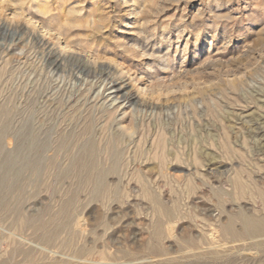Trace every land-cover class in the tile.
I'll list each match as a JSON object with an SVG mask.
<instances>
[{"label": "rangeland", "instance_id": "obj_1", "mask_svg": "<svg viewBox=\"0 0 264 264\" xmlns=\"http://www.w3.org/2000/svg\"><path fill=\"white\" fill-rule=\"evenodd\" d=\"M31 116L93 141L80 174L105 188L92 201L80 190L86 247L99 238L97 252L139 259L125 264H192L208 223L264 221V0H0V122ZM47 156L68 164L63 150ZM31 202L47 218L58 197ZM40 246L57 253L28 247L41 264H75ZM243 256L264 264V250Z\"/></svg>", "mask_w": 264, "mask_h": 264}, {"label": "bare ground", "instance_id": "obj_2", "mask_svg": "<svg viewBox=\"0 0 264 264\" xmlns=\"http://www.w3.org/2000/svg\"><path fill=\"white\" fill-rule=\"evenodd\" d=\"M52 64L56 67L59 65ZM109 89L112 92L106 99L113 103L118 101L123 85L112 83ZM118 107L113 106L112 109ZM65 127L68 130L59 131L58 125L47 124L32 116L18 125H12L9 120L0 122V248L3 244L9 248V254L3 258L0 256V264H41L40 260L33 258V252L28 247L51 254V257L57 254L40 244H56L60 249L71 250L72 256L59 254V258L74 261L75 264L137 263L139 259L125 251L119 255L104 253L108 249L107 245H101L103 251L97 252L96 241L99 238L86 247L85 224L80 218L81 214L77 212L76 203L83 187L87 188L88 201L98 198L105 188V179L102 174L81 177L80 170L92 166L93 141L87 138L77 143L74 126L69 124ZM7 136H11L13 140V147L9 151L2 145L3 138ZM51 150L69 153L68 164L61 166L52 156H47ZM50 170L55 172L50 173ZM42 193L49 201L58 197L55 213L47 218L50 214L48 205L43 206L37 214H30L25 210V206L30 205ZM231 216L232 214H228L223 225L218 220L213 224L208 223L205 246L207 252L202 253L204 257L192 264L246 263L251 260L243 255L258 256L264 250V221L244 218L241 228L232 230ZM99 225L104 226V221ZM158 235V232L154 233V237ZM147 249L153 254L158 251L156 245H149ZM233 250L239 252V257L224 256V253ZM103 253L104 256L100 255ZM95 254L99 257L96 262H92ZM16 257L19 259L16 260ZM163 264L169 262L165 261Z\"/></svg>", "mask_w": 264, "mask_h": 264}]
</instances>
